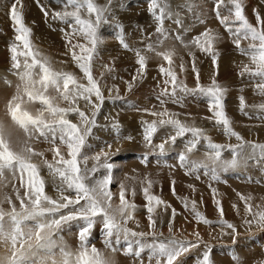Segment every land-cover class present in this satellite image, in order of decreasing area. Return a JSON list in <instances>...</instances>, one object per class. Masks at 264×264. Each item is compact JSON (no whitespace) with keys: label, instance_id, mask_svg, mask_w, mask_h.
Listing matches in <instances>:
<instances>
[{"label":"snow or ice","instance_id":"1","mask_svg":"<svg viewBox=\"0 0 264 264\" xmlns=\"http://www.w3.org/2000/svg\"><path fill=\"white\" fill-rule=\"evenodd\" d=\"M110 4L111 0L104 5L97 0H65L62 10L52 12L53 19L70 28L65 32L66 47L83 74L79 78L71 72L54 68L49 57L34 45L32 29L26 25L21 10L22 0H14L9 9L16 41L10 46L12 68L18 83L14 94L5 102L4 117H0V248L3 249L0 264H119L117 252L139 259L145 250L149 251L150 264L153 261L154 264H183L182 257L204 243L198 231L191 234L196 237L195 241L178 238L173 228L175 209H172V218L168 221L169 235H164L158 227L156 209L163 205L167 211L171 205L152 194L155 182L147 177L141 181V191L146 201L149 231L138 232L129 228V222L135 219L137 205L127 197L134 198L137 193L134 187L128 188L120 183L116 202L111 190L114 165L109 162L112 145L106 146L107 151L101 149L91 155L86 152L88 139L97 125L96 115L105 100L100 81L94 76V57L103 44L99 30L102 24L109 23ZM221 7L226 8V15L221 14ZM214 8L220 24L233 38L234 47L249 60L248 64L242 66L240 75H248L254 90L264 97V15L254 10L255 23L250 21L245 14L243 0H216ZM41 11L45 18L49 16L47 9L42 7ZM149 12L158 22L156 32L159 36L155 42L142 50L131 49L120 25H117L120 31L116 37L124 49L135 51L141 73L151 59L148 53H153L168 65L167 68L161 65L159 69L166 77L165 84L171 85V90L166 87L160 93L163 99L158 97L162 110H143L147 115L156 117L151 122L143 121L146 145L159 155H164L168 150L166 145H175L178 138L187 137L183 151L177 156L178 166L185 170L186 175L196 174V179L200 178L202 170L203 175L215 182H220L224 173L246 167L250 160L264 161V144L246 141L234 130L224 104L227 89L215 79L208 86L200 83L194 53L190 52L193 71L196 72L195 88L178 82L177 73L173 70L175 48L160 50L164 40L169 38L168 30L163 27L164 19L176 15L175 23L182 27L178 14L172 13L167 0H151ZM200 23L204 21L200 20ZM175 39L185 48L195 47L210 55L213 65H217L219 53L216 44L221 40L219 33L206 29L189 42H185L179 33ZM242 41L248 42L247 47H242ZM180 70H184L183 62ZM85 80L86 83L82 82ZM178 90L183 96L177 95ZM197 94L207 98L208 110L212 114L204 119L213 121V126L228 139L234 137L236 144L214 142L205 128L197 126L195 122L182 121L178 118L179 114L163 107L169 100L182 105L184 96ZM80 101L90 106V113L82 109ZM248 107L264 112V103L249 106L241 95L240 111L245 112ZM72 116L78 117V122H74ZM260 118L264 119V116ZM165 126L170 129L169 134L160 144L154 145L153 136ZM113 127L119 125L113 124ZM21 132L23 137L20 136ZM33 141L45 142L50 146L47 151L52 153L51 161L44 157V152L35 149ZM201 146L204 148L203 158L192 159L191 155ZM225 152L230 153V158L225 156ZM34 157L41 158L43 166L53 177L56 197L46 193L40 165L34 162ZM89 161H92L91 166ZM17 179L20 181L19 187L15 183ZM9 185L15 193L14 199L4 191ZM189 187L195 191L194 185ZM20 188L24 189L23 193ZM212 191L220 216L218 223L230 230L224 235L232 236L235 243L238 229L223 219L222 202L215 197L216 189ZM172 192L176 195L174 180ZM237 196L244 202V224L249 229L253 225L264 229V206L253 205L251 195L246 197L237 193ZM181 200L197 223H212L198 210L196 200L189 197ZM200 203H203L202 198ZM73 221L82 222L79 232L81 243L75 252L67 247L60 236L63 227ZM96 224L102 226L105 250L88 244ZM121 241L126 242V247L121 245ZM205 248L200 264H215L210 255L211 247L205 245Z\"/></svg>","mask_w":264,"mask_h":264},{"label":"rangeland","instance_id":"2","mask_svg":"<svg viewBox=\"0 0 264 264\" xmlns=\"http://www.w3.org/2000/svg\"><path fill=\"white\" fill-rule=\"evenodd\" d=\"M49 1L51 0H22L23 8L21 10L26 25L32 29L34 45L39 48L43 55L49 57L54 68L71 72L78 78L82 77L83 74L72 61L71 54L66 47L65 32L70 31V28L65 23L52 18V12L62 10L65 0H54V5ZM139 1L118 0L116 3H111L109 23L102 24L100 27L99 31L103 37V44L94 57V76L100 81L105 100L96 115L97 125L88 139L86 152L91 155L101 149L107 151L106 146L112 145L109 162L114 165V182L111 185V190L115 194L116 202L118 203L120 183H124L128 188L134 187L137 193L134 198L127 197L137 205L135 219L129 222V228L138 232L149 231L146 201L141 191V181L147 177L155 182L151 189L152 194L171 205V208H168L167 211H165L163 205L156 209L158 227L164 235H169L168 221L172 218V209L176 210L173 228L178 238L182 237L189 241H195L196 237L191 234L196 231L200 233L204 243L182 257L183 264H200L206 251L205 245L211 247L210 255L215 264H264V229H258L254 225L249 229L244 224V202L237 196V193L246 197L251 195L252 200L250 202L253 205L260 204L264 206V161L250 160L246 167L222 174L220 182L204 179L201 173L199 179H196V174L186 175L184 169L175 166L173 158L161 159L162 161L158 162L157 165L153 164L152 158L144 163L138 161L137 156H140L141 152L148 155V152L153 151L144 143L143 121L151 122L156 117L147 115L143 110L161 111L162 107L158 97L164 89L162 86L165 85L171 90V85L165 84L166 77L159 70L161 65L165 68L168 67L166 62L153 53H148L151 59L148 60L147 67L141 73L135 51L124 49L116 38L117 33L120 31L117 25H120L124 34L127 33L124 36L131 49H145L149 43L157 40L159 36V33L156 32L158 22L149 12L151 0ZM212 1L214 4L216 3V0H210L209 4L202 3L201 0H192L194 5L191 9L181 10L180 6L185 5L184 1L167 0L172 13L178 14L182 27L188 29L185 34H181V26L175 23L177 16L166 17L163 27L168 30L169 38L164 40L161 51L167 47L175 48L177 56L175 55L173 58V70L177 73L178 82L182 81L188 88H195L196 86V72L193 71V60L189 52L194 53L196 57L195 67L199 73L200 83L208 86L215 79L227 89L224 104L226 112L233 122L234 130L246 141L264 144V119L260 118L264 116V112L251 107L246 108L245 112H241L239 108V97L241 95L245 97L246 104L249 106L264 103V97H261L254 90L253 83L248 75H240L242 66L248 64L249 60L234 47L233 38L225 31L219 20L211 18L210 14L216 12L215 9L212 12L209 10ZM13 2L14 0H0L1 97L7 96L8 92L13 95L15 85L18 83V77L14 75L15 70L12 68V53L10 51V46L16 43L14 25L8 15ZM97 2L104 5L108 3V0H97ZM243 4L245 14L253 23H255L254 10L264 15V0H243ZM42 7L49 12L47 18L41 11ZM118 11H120V14ZM220 12L223 15L227 14L224 7L220 9ZM191 13L192 17L188 18ZM195 16L197 17L195 18ZM200 20H203L204 23H200ZM206 29L219 33L221 36V40L216 44L219 56L215 66L210 55L203 52L200 54L201 52L195 47L185 48L183 44L175 39L176 34L179 33L185 42H189ZM241 43L242 47H247V41ZM181 62H183V72L179 67ZM230 67H236L239 70L233 69L229 73L228 69ZM154 76L160 81L156 87ZM6 81L9 83H6ZM82 82L86 83V80ZM12 86H14V89H12ZM152 87H155V89L152 90ZM177 95L183 96L179 90ZM160 98L163 99L164 97ZM203 101L200 100L199 94L187 95L184 96L181 106L169 100L163 107H166L170 112L179 114L178 118L182 121L190 124L195 122L197 126L205 128L214 142L236 144L237 141L234 137L228 139L220 129L213 126V121L204 119L212 114L204 109ZM80 106L90 113V106L86 105L84 101H80ZM71 118L74 122H78V117L72 116ZM113 124H118L119 127H113ZM169 131L170 129L167 126L159 128L153 136V144H160L167 137ZM186 140L187 137L178 138L175 145H166L168 149L166 152L169 154H173V152L180 153L183 151ZM33 146L37 151L44 152V157L51 161L52 153L47 151L50 147L47 143L33 141ZM203 151L204 148L201 146L198 151L191 155V158L202 159ZM225 156L230 158V153L225 152ZM33 159L35 163L40 165L46 193L56 197L53 177L49 175L48 169L43 166L40 157H34ZM91 163L92 161H89V166H91ZM136 171H138L137 174ZM138 173H141L142 176H139ZM135 178H138V180ZM173 180L175 181L176 195H173L172 192ZM15 183L19 187L20 181L18 179ZM190 185L195 186V191L189 187ZM212 189H216L215 197L222 202L224 208L223 219L234 224L238 229L239 235L235 243H233L232 236L224 235L225 232L230 230L218 223L220 216L214 203ZM4 191L12 192L11 185ZM20 191L23 193L24 189L20 188ZM183 197L196 200L198 210L212 223H197L191 212L185 209L181 200ZM201 198L203 203H200ZM234 204L237 205L236 208L233 207ZM5 207L8 206L5 205ZM81 223L73 221L65 225L60 232L63 241L73 252L80 247L81 242L77 237H79L78 231L81 230ZM88 239L90 246L105 250L104 234L100 224L93 227ZM121 245L126 247V242L121 241ZM133 247H136L134 243ZM148 257V250H145L139 259L124 255L121 252L116 253L119 264H141V259L143 264H150ZM152 264H154V261Z\"/></svg>","mask_w":264,"mask_h":264},{"label":"bare ground","instance_id":"3","mask_svg":"<svg viewBox=\"0 0 264 264\" xmlns=\"http://www.w3.org/2000/svg\"><path fill=\"white\" fill-rule=\"evenodd\" d=\"M126 1H127V0H126ZM137 1H139V0H137ZM181 1H184V2H185V5H181V6H180V9H181V10H186L187 8H189V4H191V7L194 5V3H192V0H181ZM202 1H203V2H202ZM206 1H207V2H206ZM206 1L201 0L202 3L205 2V3L209 4V1H210V0H209V1L206 0ZM113 2L116 3V2H118V0H111V3H113ZM133 2H134V1H133ZM139 2H140V1H139ZM212 2H213V1H212ZM210 3H211V2H210ZM119 5H120V3H119ZM142 5H143V4H142ZM114 6H115V5H114ZM221 8H222V7H221ZM175 9H176V8H175ZM118 13L120 14V11H118ZM123 17H124V16H123ZM191 17H192V13L188 16V18H191ZM196 17H197V16H195V18H196ZM172 19H173V18H172ZM193 19H194V17H193ZM199 19H200V18H199ZM173 20H174V19H173ZM197 20H198V19H197ZM174 26L176 27L177 25H174ZM136 27H137V25H136ZM187 29H188L187 27H181V28H180L181 34H185L186 31H187ZM128 32H129V30H128ZM138 32H139V30H138ZM125 33H126V32H125ZM126 34H127V33H126ZM126 34H124V35L126 36ZM154 36H155V35H154ZM149 41H150V40H149ZM167 48H168V47H167ZM169 48H170V47H169ZM163 49H164V48H163ZM188 49H189V48H188ZM160 50H161V49H160ZM181 50H182V49H181ZM183 52H184V51H183ZM192 52H193V51H192ZM194 52H195V51H194ZM196 52H197V51H196ZM200 52H201V51H200ZM189 53H190V52H189ZM200 54H202V52H201ZM184 55H185V53H184ZM196 55H197V54H196ZM176 56H177V55H176ZM188 56H189V55H188ZM199 56H200V55H199ZM200 57H201V56H200ZM185 58H187V57H185ZM188 59H189V58H188ZM178 66H179V65H178ZM179 67H180V66H179ZM185 68H186V67H185ZM95 69H96V68H95ZM233 69L236 70V71L239 70V69L236 68V67H235V68H234V67H230V68L228 69V72L231 73V72L233 71ZM186 70H187V69H186ZM182 72H183V71H182ZM179 73H180V72H179ZM184 73H185V72H184ZM184 73H183V74H184ZM13 85H14V84H13ZM12 87H13L12 89H14V86H12ZM9 91H10V90H9ZM9 93H10V92H8V95L6 94L7 96H5V97H3V96L1 97V96H0V117H4V111H5V107H4V106H5V102H6L7 99H9V98L11 97V95H12L11 93H10L11 95H10ZM9 95H10V97H9ZM196 98H197V97H196ZM192 100H193V99H192ZM153 111H154V110H153ZM20 136L23 137V133H22V132L20 133ZM134 169H135V167H134ZM134 169H133V170H134ZM134 171H135V170H134ZM139 171H140V170H139ZM137 172H138V171H136V174H137ZM138 174H139V173H138ZM140 175L142 176L141 173L139 174V176H140ZM137 176H138V175H137ZM138 178H139V177H138ZM138 178H137V179L135 178V179L138 180ZM140 179H141V178H140ZM9 194L12 195V196H13V199H14L15 193H13V192H9ZM2 252H3V249L0 248V253H2Z\"/></svg>","mask_w":264,"mask_h":264},{"label":"built area","instance_id":"4","mask_svg":"<svg viewBox=\"0 0 264 264\" xmlns=\"http://www.w3.org/2000/svg\"><path fill=\"white\" fill-rule=\"evenodd\" d=\"M226 15V14H225ZM154 85H155V87L156 86H158V82L157 83H154ZM164 85V84H163ZM155 87H152V90H154L155 89ZM163 88H166V86L164 85V86H162ZM169 90H170V88H168ZM152 95L154 94V92L153 93H151ZM159 95V94H158ZM159 101V100H158ZM203 103V107H205V102H202Z\"/></svg>","mask_w":264,"mask_h":264}]
</instances>
